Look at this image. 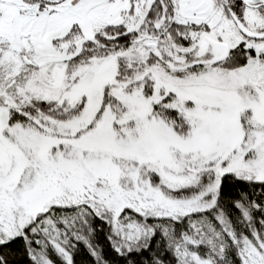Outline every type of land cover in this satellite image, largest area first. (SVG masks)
Wrapping results in <instances>:
<instances>
[{"label":"snow or ice","instance_id":"snow-or-ice-1","mask_svg":"<svg viewBox=\"0 0 264 264\" xmlns=\"http://www.w3.org/2000/svg\"><path fill=\"white\" fill-rule=\"evenodd\" d=\"M0 264H264V0H0Z\"/></svg>","mask_w":264,"mask_h":264}]
</instances>
